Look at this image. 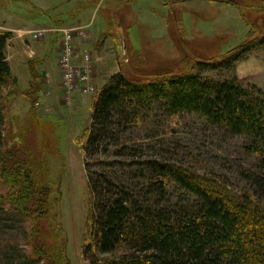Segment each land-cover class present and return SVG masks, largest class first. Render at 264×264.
<instances>
[{"label":"trees","instance_id":"trees-1","mask_svg":"<svg viewBox=\"0 0 264 264\" xmlns=\"http://www.w3.org/2000/svg\"><path fill=\"white\" fill-rule=\"evenodd\" d=\"M258 37L220 60L197 61L180 75L131 78L118 71L105 81L92 99L81 142L85 159L112 157L96 162L97 172L89 170V162L84 165L85 262L264 264V92L243 87L233 74L243 55L264 51V36ZM10 38L0 31V211L20 218L27 250L9 256L7 264H69L57 223L60 180L53 181L51 171L60 159L57 128L41 120L35 108L45 82L36 64L28 66L38 84H30L33 94L27 92V114L14 116L18 82L6 58ZM199 70L226 75L201 77ZM189 115L242 140L243 152L255 158L245 176L248 190L235 194L184 166L143 157L141 146L124 140L152 119Z\"/></svg>","mask_w":264,"mask_h":264},{"label":"rangeland","instance_id":"rangeland-1","mask_svg":"<svg viewBox=\"0 0 264 264\" xmlns=\"http://www.w3.org/2000/svg\"><path fill=\"white\" fill-rule=\"evenodd\" d=\"M230 1L233 4H229ZM59 22L65 26H82L84 35L80 40L86 43L83 53L90 59L88 74L94 80L90 82L95 91L83 95L77 89L66 88L58 64L61 47L58 56L57 45L46 44L48 59L53 62L58 57L61 90H54L47 76L43 77L45 88L35 95V108L41 120L57 128L60 159L51 163V171L53 181L60 180L57 223L66 240L69 264H88L81 256L88 237L89 216L84 165L89 162V170L97 172L96 162L112 160L110 156L97 154L85 159L82 151V137L90 124L92 99L116 71L131 78L180 75L192 71L197 61L213 62L237 52L258 36H264V0H0V28H25L28 32L23 40L32 46L56 34L47 32L34 39L30 31L52 29L49 26ZM108 36L115 41L107 39ZM13 38L12 33L6 49L11 74L18 82L11 112L22 118L29 109L30 84H38L30 78L28 66H39L41 59L27 57L30 55L27 44ZM91 40L97 41L96 46L106 41L104 58L110 63L115 57L114 46L118 49L112 68L98 75L94 73L92 58L97 54ZM22 54L27 61L22 60ZM38 68V72L43 71L41 66ZM198 74L219 79L226 75L221 71L205 70H199ZM233 74L243 87L254 85L264 92V51L255 49L243 55L235 64ZM49 87L52 93L47 96ZM77 91L80 95L75 93ZM124 140L141 146L143 157L184 166L219 181L235 194L249 189L245 176L252 169L255 158L243 152L240 138L211 128L199 117L152 119L140 129L124 135ZM148 147L153 150L149 151ZM24 228L19 217L0 211V264H7L11 261L9 256L14 259L20 250H25Z\"/></svg>","mask_w":264,"mask_h":264},{"label":"crops","instance_id":"crops-1","mask_svg":"<svg viewBox=\"0 0 264 264\" xmlns=\"http://www.w3.org/2000/svg\"><path fill=\"white\" fill-rule=\"evenodd\" d=\"M49 27H51V28H54V27H56V28H64V29L82 28V26L80 24L79 25L65 26V25H62L61 22L54 23V25H50ZM22 28H24V27H22ZM24 29H20V28H16V27L15 28L2 27V28H0V31L10 32L11 34L13 33L14 34L13 40L21 42V44H25V45L27 44L26 48L29 49V54H30L27 57L34 56V57H36L38 59H41V63L39 64V66H41V68L43 69V71H41L42 76L43 77L47 76L46 78L48 80L49 85L52 83V88L54 90H59L60 91L61 89H60V85H59V74H57L58 73V68H57V58L58 57L53 62L50 61L48 59V53H47V50H46V44L50 45V44L53 43L54 45H57L56 53L59 56L60 36L58 37V35L56 34L54 36V38H52V37L48 38L47 40H44L42 42H37L34 46H32L27 41L23 40L24 39L23 36H24L25 32H28V31H25ZM107 39H111V40L115 41L114 37H112V36H108ZM11 40H9L8 43ZM95 42H97V41L91 40V43H92V46H93V50L97 54L96 58H92V59H93V64L95 66L94 67V73L98 75L99 72L100 73L101 72L104 73L105 71L108 70L109 67L112 68V64L116 62V57L118 55V53H117L118 49L116 48V46H114L113 50L115 51V55H114L115 57L113 58L112 62L110 63L107 60V58H104V56H105L104 53L105 52L103 51V49H104L103 44L106 41L104 40L101 43V45H99L97 43V46H96ZM18 44L19 43H17V45ZM72 45H73V48H74V52L76 53L75 57L73 58V64L75 66H80V65L83 64V56H84V54H86V53H83L84 52L83 48L85 47L86 43H82L79 37H75L73 39ZM7 47H8V45H7ZM18 47L21 48L20 46H18ZM24 52L25 51H23V53ZM24 54L27 55L28 52H25ZM6 58H7V56H6ZM22 60L23 61H27V58L23 54H22ZM51 71H53V72H51ZM115 73H117V71ZM91 81L93 83L94 80H92V78H91ZM52 88L49 87L47 96H49V94L52 93V92L50 93ZM75 93L80 95V93L78 91L75 92Z\"/></svg>","mask_w":264,"mask_h":264},{"label":"built area","instance_id":"built-area-1","mask_svg":"<svg viewBox=\"0 0 264 264\" xmlns=\"http://www.w3.org/2000/svg\"><path fill=\"white\" fill-rule=\"evenodd\" d=\"M57 34L60 36V58L58 64L61 73V79L66 88L77 89L83 95L94 92V86L89 77L90 59L88 55L83 56V65L75 66L73 64L74 48L72 45L75 37L81 38L84 35L82 28H52L30 31L34 39L43 37L46 33Z\"/></svg>","mask_w":264,"mask_h":264}]
</instances>
